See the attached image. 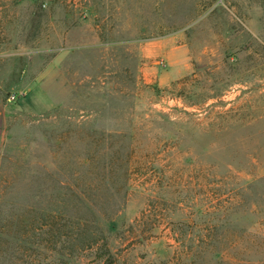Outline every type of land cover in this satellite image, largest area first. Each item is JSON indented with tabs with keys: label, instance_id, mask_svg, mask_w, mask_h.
<instances>
[{
	"label": "rangeland",
	"instance_id": "374dc122",
	"mask_svg": "<svg viewBox=\"0 0 264 264\" xmlns=\"http://www.w3.org/2000/svg\"><path fill=\"white\" fill-rule=\"evenodd\" d=\"M0 264H264V0H0Z\"/></svg>",
	"mask_w": 264,
	"mask_h": 264
},
{
	"label": "built area",
	"instance_id": "2783aa9c",
	"mask_svg": "<svg viewBox=\"0 0 264 264\" xmlns=\"http://www.w3.org/2000/svg\"><path fill=\"white\" fill-rule=\"evenodd\" d=\"M8 100H15L14 95L9 96V99Z\"/></svg>",
	"mask_w": 264,
	"mask_h": 264
}]
</instances>
